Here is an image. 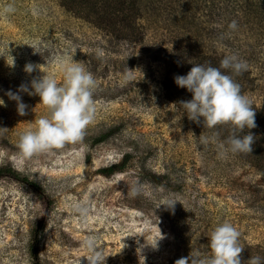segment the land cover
<instances>
[{
    "label": "rangeland",
    "instance_id": "rangeland-1",
    "mask_svg": "<svg viewBox=\"0 0 264 264\" xmlns=\"http://www.w3.org/2000/svg\"><path fill=\"white\" fill-rule=\"evenodd\" d=\"M10 2L16 11L0 17V127L8 129L0 134V170L8 172L0 177V264H87L83 242L89 236L99 237L105 264H175L192 251L207 254L211 231L225 220L240 232L241 264L254 256L264 262V134L256 135L252 152L221 156L216 144L202 145L199 137L215 134L226 142L229 136L220 139L217 128L188 119L179 102L192 94L175 84L177 75L171 92L162 86L170 71L162 55L173 45L189 46L190 36L180 34L183 21L199 18L205 45L233 54L213 35L221 26L217 13L213 19V2L188 15L154 6L141 21L143 46L120 33L107 35L93 15L75 8L77 2L71 11L59 0H0V6ZM239 34L247 41L234 54L248 63L241 90L253 109L264 110V32L254 39ZM62 58L85 62L93 74L94 120L81 141L21 157L20 135L48 109L39 96L20 93L28 106L21 116L7 92L30 87L43 75L26 73L28 63L45 66L41 70L62 83ZM111 128L116 132L95 144ZM131 152L134 160L124 173H99ZM140 155L144 160L138 163ZM145 171L163 176L161 186ZM138 182L145 185L143 193L129 196ZM165 198L177 202L174 210L160 206Z\"/></svg>",
    "mask_w": 264,
    "mask_h": 264
},
{
    "label": "clouds",
    "instance_id": "clouds-1",
    "mask_svg": "<svg viewBox=\"0 0 264 264\" xmlns=\"http://www.w3.org/2000/svg\"><path fill=\"white\" fill-rule=\"evenodd\" d=\"M16 11L14 2L0 6V17H7ZM237 21L228 24L229 30H236ZM102 55L101 53H98ZM62 72V83H58L54 75L43 72L42 65L28 63L25 72L43 73L28 84H21L16 92L9 90L7 96L16 102L19 115H26L27 105L20 93L40 97V105L48 109V115L35 119L34 128L23 132L19 137L18 149L21 157L30 158L40 153H50L62 149L65 145L81 141L88 125L94 120L95 102L93 99L96 81L93 74L85 67V62L74 59H59ZM221 69L231 70L239 75L248 70L247 61L241 60L236 54H227L220 62V67L193 64L186 75L174 77L175 84L187 89L192 94L191 100H182L179 105L190 121L203 125V128L215 129L219 125H231L235 131L256 127V111L246 94H242L241 86L232 75L225 74ZM130 70V69H129ZM133 71V70H130ZM3 104V100H0ZM8 131L0 127V134ZM202 145L216 144L221 156L249 153L253 151L254 135L249 131L243 136L231 135L226 142L217 141L216 135L211 137L203 133L199 137ZM145 185L136 183L131 186L128 195L136 197L144 191ZM176 201L165 198L160 206L174 210ZM86 214V209H78ZM209 252L201 254L191 252L188 257H181L175 264H241L243 248L240 244V232L225 220L216 226L209 235ZM158 243V242H157ZM99 237L89 236L83 247L89 255L87 264H105L104 251L99 246ZM157 246V244H156ZM155 246V247H156ZM246 264H264L261 257H251Z\"/></svg>",
    "mask_w": 264,
    "mask_h": 264
},
{
    "label": "trees",
    "instance_id": "trees-1",
    "mask_svg": "<svg viewBox=\"0 0 264 264\" xmlns=\"http://www.w3.org/2000/svg\"><path fill=\"white\" fill-rule=\"evenodd\" d=\"M63 2V6L68 9V7L73 5L75 2V8L86 10L89 15H93V21L97 24L98 28L107 31V35L110 33H120L124 37L128 36L129 40H132V44L135 46H143L146 30L141 27V21L146 15L151 13V9L156 8L160 4H165L169 12L177 11H187L185 15L192 13L196 10L202 11V5H207L208 1L213 2V19L215 13L219 15L221 19L218 29L213 28V35L215 39L220 41V43H226L228 48H231V52L238 53L239 49L245 45L247 40H240L239 33H251L252 38H255L256 34L264 32V0H59ZM244 4V7H240ZM70 9V7H69ZM156 10V9H155ZM71 11V9H70ZM183 15V19H185ZM195 15V14H193ZM158 16V14H157ZM200 16V15H199ZM188 17V16H187ZM201 17V16H200ZM178 19V15H177ZM177 19L172 18L173 21ZM197 18L195 21L189 20V22H184V26L180 29V34L184 37L186 35L190 36L187 49H183L180 45H173L175 47L172 51L169 50L165 55H162L163 66L170 69L168 72V78L162 82L163 89L166 93L171 92V81L172 75H182L184 72L187 74L193 64H204L206 66L210 65L213 67H220V62L226 55L224 52L220 51L216 45H213V51L210 47L206 46V41L204 39L205 28L203 25L199 24ZM233 20L237 21L238 27L236 30H229L228 24ZM158 23L159 19L153 21ZM144 24V23H143ZM118 31V32H117ZM131 33L130 36L128 33ZM252 40V39H251ZM250 41V40H248ZM191 49H188L190 48ZM166 51V50H165ZM163 53V52H162ZM240 54V53H239ZM225 74L232 75L233 79L241 86V78L243 73L235 75L231 70L221 69ZM242 91V90H241ZM243 94V91H242ZM173 95V93H172ZM168 96V95H167ZM171 97V96H170ZM168 96V98H170ZM174 97V95H173ZM176 102L178 100L175 99ZM256 111L255 122L256 127L254 129H244L243 132L235 131L231 125H219L216 130H219L220 139L231 136L233 134L238 136H243L249 131L254 135V140L256 135L262 136L264 134V110L254 109ZM228 134L221 133L220 130H224ZM116 132V128H111L108 133L102 137H97L95 139V144L101 143L103 140L110 138V134ZM260 140V139H259ZM255 142V141H254ZM256 144H254L255 147ZM256 148V147H255ZM133 151H135L133 149ZM136 154V153H135ZM137 161L144 160L143 157L137 156ZM264 159V153H263ZM134 160L133 153H126L123 155L122 159L109 167L99 170V173L103 176L110 177L115 174L124 173L129 167L131 161ZM264 165V163L262 162ZM8 172L4 169L0 170V177L6 175ZM145 176H147L151 182L155 185L161 186V177L154 175L151 171H145ZM11 176H18L16 171H10ZM196 246L193 247L195 251ZM36 247L32 248L33 254H35Z\"/></svg>",
    "mask_w": 264,
    "mask_h": 264
}]
</instances>
